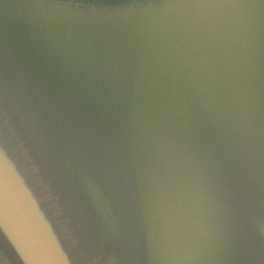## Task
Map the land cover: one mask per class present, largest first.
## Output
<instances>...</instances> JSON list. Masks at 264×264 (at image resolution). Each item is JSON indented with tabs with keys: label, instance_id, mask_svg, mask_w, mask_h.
<instances>
[{
	"label": "water",
	"instance_id": "water-1",
	"mask_svg": "<svg viewBox=\"0 0 264 264\" xmlns=\"http://www.w3.org/2000/svg\"><path fill=\"white\" fill-rule=\"evenodd\" d=\"M0 264H264V0H0Z\"/></svg>",
	"mask_w": 264,
	"mask_h": 264
}]
</instances>
